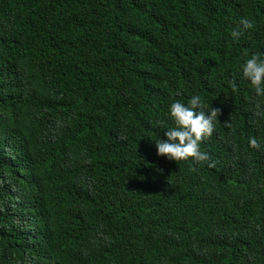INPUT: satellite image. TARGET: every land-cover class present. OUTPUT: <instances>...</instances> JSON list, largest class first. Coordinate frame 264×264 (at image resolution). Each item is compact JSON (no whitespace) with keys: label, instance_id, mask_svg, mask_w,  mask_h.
<instances>
[{"label":"trees","instance_id":"1","mask_svg":"<svg viewBox=\"0 0 264 264\" xmlns=\"http://www.w3.org/2000/svg\"><path fill=\"white\" fill-rule=\"evenodd\" d=\"M253 54L264 0H0V264H264ZM194 94L213 167L157 155Z\"/></svg>","mask_w":264,"mask_h":264},{"label":"clouds","instance_id":"2","mask_svg":"<svg viewBox=\"0 0 264 264\" xmlns=\"http://www.w3.org/2000/svg\"><path fill=\"white\" fill-rule=\"evenodd\" d=\"M240 24L244 29L252 27L248 18H242ZM239 31L233 30L231 36L238 38ZM242 77L252 86L257 97L264 96V59L253 54L241 66ZM219 109L203 110L201 97L192 95L187 103L173 101L168 109L172 126L164 132L166 139L155 141L157 155L169 160L187 161L190 158L196 163H207L213 167L207 152L200 150L203 140L209 138L214 130V121L218 119ZM226 128H231V123L225 122ZM249 147L259 149L260 144L256 138L250 137Z\"/></svg>","mask_w":264,"mask_h":264}]
</instances>
